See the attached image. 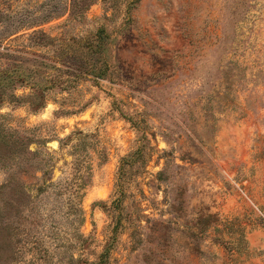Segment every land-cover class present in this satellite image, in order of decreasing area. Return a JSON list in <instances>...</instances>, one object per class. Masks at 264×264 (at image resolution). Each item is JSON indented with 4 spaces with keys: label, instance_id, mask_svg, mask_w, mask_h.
<instances>
[{
    "label": "rangeland",
    "instance_id": "rangeland-1",
    "mask_svg": "<svg viewBox=\"0 0 264 264\" xmlns=\"http://www.w3.org/2000/svg\"><path fill=\"white\" fill-rule=\"evenodd\" d=\"M134 2L0 0V264H264V0Z\"/></svg>",
    "mask_w": 264,
    "mask_h": 264
},
{
    "label": "trees",
    "instance_id": "trees-1",
    "mask_svg": "<svg viewBox=\"0 0 264 264\" xmlns=\"http://www.w3.org/2000/svg\"><path fill=\"white\" fill-rule=\"evenodd\" d=\"M137 2V0H135ZM134 2V3H135ZM133 3V4H134ZM85 8V7H84ZM81 13H73V18L76 16H79ZM91 54H99V51L97 52H91ZM96 74L100 75V72L98 71ZM41 106H38L39 108ZM1 128V125H0ZM81 134V133H80ZM22 139H26L25 137H22L18 133H14V135L10 136L8 141L5 140V137L1 136L0 137V143L3 144V146L11 144L12 146H15L18 144V142L22 141ZM71 139V136L68 137V140ZM67 140V141H68ZM9 143V144H7ZM61 144V142H59ZM28 153H30L28 151ZM18 155H23L21 152H17ZM152 154L150 153H144L142 150L137 149L133 152H131L129 155H127L125 158H122L117 170V175L115 179V191H114V199L112 201V207L116 211L121 207L122 204V199L125 195V186L128 183L129 179L131 178V172L133 171V164L136 161L145 163L148 161ZM43 170L42 176L45 175L46 170ZM70 178L64 181V188L63 191H65L68 195L66 199V203L68 205V209L71 211H74L77 213H81V210L78 208L76 209L75 203L77 201H80L83 195V191L88 187L89 182H90V169H87L86 167L76 165L75 167L72 168V172L70 174ZM6 185H1L0 189L4 188ZM46 187V182L42 181L41 187ZM60 194V193H59ZM64 194V193H63ZM116 227V226H115ZM86 243H91V241H86ZM109 247L106 246L102 252L98 255V261L97 262H89L86 261L85 264H102L104 259L107 258L108 253H109Z\"/></svg>",
    "mask_w": 264,
    "mask_h": 264
}]
</instances>
